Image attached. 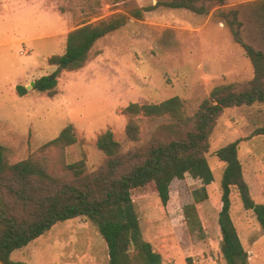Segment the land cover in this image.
I'll return each instance as SVG.
<instances>
[{
    "label": "rangeland",
    "instance_id": "obj_1",
    "mask_svg": "<svg viewBox=\"0 0 264 264\" xmlns=\"http://www.w3.org/2000/svg\"><path fill=\"white\" fill-rule=\"evenodd\" d=\"M165 0H0V144L9 162L39 157L40 148L66 125L73 126L82 144L48 148L46 160L56 173L63 163L84 159L95 169L103 156L99 136L112 131L123 151L133 144L125 134L131 102L158 103L172 96L184 102L193 115L200 102L218 85L244 82L253 70L244 50L215 12L252 0H226L208 14L158 4ZM142 18L129 16L118 30L99 39L91 58L77 70L59 67L55 94L33 85L19 96L15 87L29 86L52 75L55 65L47 58L61 54L67 33L85 23L129 7H150ZM168 116L139 121L143 141ZM264 126V103L225 109L210 135L206 154L214 181L207 200L197 204L204 237L191 233L182 215L190 201L185 182L175 179L163 206L157 196L133 200L144 239L161 255V264H227L220 252L217 222L224 163L214 151L241 138L238 158L252 198L264 202V135L252 132ZM231 218L248 252V264H264V230L254 213L243 208L231 191ZM11 260L26 264H107L104 239L85 217L55 223L48 231L13 250Z\"/></svg>",
    "mask_w": 264,
    "mask_h": 264
},
{
    "label": "trees",
    "instance_id": "obj_2",
    "mask_svg": "<svg viewBox=\"0 0 264 264\" xmlns=\"http://www.w3.org/2000/svg\"><path fill=\"white\" fill-rule=\"evenodd\" d=\"M226 0H165L158 2L169 8H184L197 14H208L215 5ZM150 7L132 6L126 13H114L70 30L61 54L47 58L57 68L52 75L34 80L33 88L53 96L59 67L77 70L90 58L94 44L107 34L123 27L129 16L142 18ZM215 15L229 28L234 41L244 50L253 75L244 82L215 86L193 115L184 111V102L172 96L158 103L131 102L123 109L128 116L125 134L132 146L123 151L112 131L99 136L97 146L101 163L86 169L84 159L63 163L62 172L49 167L45 150L63 149L82 144L71 125H66L45 143L39 157L9 162L0 144V264H26L11 260L13 250L48 231L55 223L76 217L92 222L104 239L107 264H161V255L144 239L133 200L157 196L163 206L170 198L175 179L185 182L190 201L182 206V215L191 233L204 237L197 204L207 200V186L214 181L206 154L210 135L225 109L264 103V0H252L218 9ZM52 77V78H51ZM25 95L24 85L15 87ZM168 116L143 141L139 121L142 117ZM252 135H264V126ZM236 139L214 151L224 163L220 183V205L217 222L221 233L220 252L227 264H248V252L231 218V191H237L242 206L251 210L264 230V202H256L246 182L238 158ZM187 263H190L189 257Z\"/></svg>",
    "mask_w": 264,
    "mask_h": 264
},
{
    "label": "water",
    "instance_id": "obj_3",
    "mask_svg": "<svg viewBox=\"0 0 264 264\" xmlns=\"http://www.w3.org/2000/svg\"><path fill=\"white\" fill-rule=\"evenodd\" d=\"M62 67H60L61 69ZM52 78V77H51ZM32 85H34V82H31V84L29 86L26 87V89H29Z\"/></svg>",
    "mask_w": 264,
    "mask_h": 264
}]
</instances>
